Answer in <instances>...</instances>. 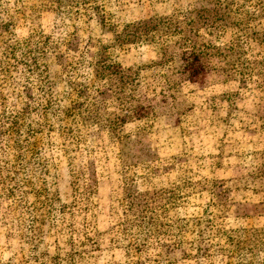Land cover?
<instances>
[{
  "label": "rangeland",
  "instance_id": "1",
  "mask_svg": "<svg viewBox=\"0 0 264 264\" xmlns=\"http://www.w3.org/2000/svg\"><path fill=\"white\" fill-rule=\"evenodd\" d=\"M174 14L184 57L118 44ZM261 230L264 0H0V264H237Z\"/></svg>",
  "mask_w": 264,
  "mask_h": 264
},
{
  "label": "trees",
  "instance_id": "2",
  "mask_svg": "<svg viewBox=\"0 0 264 264\" xmlns=\"http://www.w3.org/2000/svg\"><path fill=\"white\" fill-rule=\"evenodd\" d=\"M181 17L184 18V16L174 14L126 25L123 31L117 35V42L120 46L130 44L149 45L154 49L156 56L153 66L169 65L176 57L185 56L186 44L190 41V35L194 33L193 19L188 14L183 20L180 19ZM177 36H180L179 40H174ZM179 49L180 51H178ZM144 69L139 68L132 73L130 70H123L110 64L104 66L101 61H97L95 65V72L99 81L105 84L109 83L110 86L116 84L119 87L118 95H124L123 87L132 85L140 78L139 73ZM246 250L247 252L242 249L241 252L249 254L251 259L247 262H244L246 261L244 259L237 264H264L252 259L256 253L264 252V230L252 235Z\"/></svg>",
  "mask_w": 264,
  "mask_h": 264
}]
</instances>
